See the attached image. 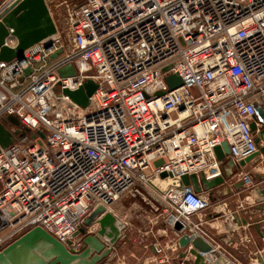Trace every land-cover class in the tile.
Instances as JSON below:
<instances>
[{"label":"built area","instance_id":"built-area-1","mask_svg":"<svg viewBox=\"0 0 264 264\" xmlns=\"http://www.w3.org/2000/svg\"><path fill=\"white\" fill-rule=\"evenodd\" d=\"M13 1H0V15ZM60 4L67 35L55 23L48 45L0 61V119L14 115L28 130L0 147V249L39 226L79 252L82 235H73L84 219L131 191L161 209L171 228L189 221L209 200L181 187V176L211 179L227 161L236 168L258 151L264 0ZM8 32L3 44L15 47ZM68 64L75 75L61 77L58 70ZM170 74L182 85L169 89ZM87 78L97 88L82 108L61 89ZM224 141L229 153L219 160L214 148Z\"/></svg>","mask_w":264,"mask_h":264},{"label":"water","instance_id":"water-1","mask_svg":"<svg viewBox=\"0 0 264 264\" xmlns=\"http://www.w3.org/2000/svg\"><path fill=\"white\" fill-rule=\"evenodd\" d=\"M9 29L17 41L15 47L3 44ZM56 35L57 26L46 0H14L0 15V61L21 59L25 49L39 43L48 45ZM29 72V68L25 69L24 75ZM58 73L61 77H69L75 75V69L73 65L68 64L61 67ZM165 81L169 89L179 87L183 83L177 74L166 76ZM96 88L97 84L87 78L74 89H61V93L85 108ZM161 94V91L156 93ZM254 120L264 126V106L255 107ZM255 121L250 124L252 131L257 129ZM27 132L18 117L5 115L0 119V147L5 148L16 139L25 136ZM41 136L43 137V134ZM255 142L258 144V151L240 161L236 168L231 161H227L222 175L211 179H206L203 173H199L198 176L184 174L181 176V187L191 186L196 192L205 190L211 197L212 189L223 185L225 178L229 177L234 169L240 170L259 155L264 157V128L259 130ZM214 152L219 160L225 159V154L229 153L228 143L222 142L220 146L214 148ZM166 176V172L160 174L162 178ZM94 224L98 225L95 232H86V227ZM122 229L124 223L105 206L99 205L84 219L83 226L73 235L74 237L82 235V248L79 252L68 250L45 229L36 226L0 249V264H103L121 236ZM173 229L180 232L177 242L180 248L185 249L182 256L185 257L186 253L193 256L192 262L187 264H235L224 253L219 252L215 244L205 238L189 221H176Z\"/></svg>","mask_w":264,"mask_h":264},{"label":"crops","instance_id":"crops-1","mask_svg":"<svg viewBox=\"0 0 264 264\" xmlns=\"http://www.w3.org/2000/svg\"><path fill=\"white\" fill-rule=\"evenodd\" d=\"M264 167L259 155L225 178L223 185L200 193L209 206L189 222L235 264H264ZM124 196V195H123ZM123 199L107 207L124 223L121 236L103 264H187L193 256L178 245L180 232L166 223V214L152 203ZM98 228V225L96 226ZM155 246L161 251L157 252ZM190 256V257H189Z\"/></svg>","mask_w":264,"mask_h":264},{"label":"rangeland","instance_id":"rangeland-1","mask_svg":"<svg viewBox=\"0 0 264 264\" xmlns=\"http://www.w3.org/2000/svg\"><path fill=\"white\" fill-rule=\"evenodd\" d=\"M0 1H2V0H0ZM46 2H47V5L49 6V9L51 12L50 14H51L54 22L57 24V26L60 30L62 28H64V34L67 35V32H66V30H67L66 29L67 28V13L65 11V6L60 4L62 2V0H46ZM67 42H68V38H67ZM263 169H264V167L263 166L261 167V165H260L259 167H257V169H256V167H255V169H250V172L255 174L256 172H262ZM139 191L143 192L145 194V192L141 188H139ZM131 192H128V193L126 192L124 194V196L122 195L117 201L119 202V201H122L124 199L127 202L125 204L127 206H128V203H131L134 201H138V203L140 202L139 204H143V205L146 203L141 198L140 195H137V194L133 195Z\"/></svg>","mask_w":264,"mask_h":264},{"label":"flooded vegetation","instance_id":"flooded-vegetation-1","mask_svg":"<svg viewBox=\"0 0 264 264\" xmlns=\"http://www.w3.org/2000/svg\"><path fill=\"white\" fill-rule=\"evenodd\" d=\"M263 128H264V126H263ZM257 136H258V135H257ZM257 136H256V137H257Z\"/></svg>","mask_w":264,"mask_h":264}]
</instances>
